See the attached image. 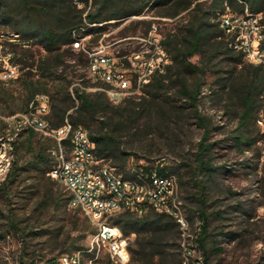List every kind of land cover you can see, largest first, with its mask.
Wrapping results in <instances>:
<instances>
[{"label": "trees", "instance_id": "trees-1", "mask_svg": "<svg viewBox=\"0 0 264 264\" xmlns=\"http://www.w3.org/2000/svg\"><path fill=\"white\" fill-rule=\"evenodd\" d=\"M80 4L81 7L73 0H0L1 23L22 42V45H12L11 59L12 63L19 65L21 76L9 82L11 85L18 84L19 96L15 97V90L0 82V111L11 110L19 103L10 112L13 116L17 111H27L31 104L36 103L37 97H48L50 113L47 119L51 129L62 128L66 121L74 129H84L95 145L97 161L125 178L130 177L129 162L133 154L124 148V133H129L131 129L136 131L137 123L143 119L152 123L154 115L156 128L164 131L165 122L169 119V112L164 109L167 105L188 111L189 119L203 131L194 166L186 163L170 166L158 162L140 168L145 171L155 169L162 176L175 175L180 190L186 191L188 199L198 204L196 211L186 210L187 219L193 223V218L197 216L201 222V233L195 243L202 251L203 264H211V256L220 255L223 250L213 247L217 240L210 234L212 216L206 211L208 190L209 184H215V179L225 172V168L213 166L214 150L221 142H210L211 135L221 129L214 127L212 118L201 110L205 77L208 73L217 76L213 84L217 89L211 95L215 97L221 92L218 100L223 101L226 114L231 115L235 122V127L223 140L228 145L226 148L242 155L251 152L263 139L258 124L264 119V64L255 65L246 60L245 52L235 48L237 35L229 34L221 27L219 16L227 10L238 16H245L246 11L259 16L263 35L260 45L264 50V0H212L207 7L199 0H91V6L88 0H80ZM157 7L166 8L164 15L167 17L189 13L192 20L177 35L162 41L171 64L163 72L157 71L153 75L144 87V97L140 101L128 99L113 106L107 94L100 91L108 86L101 81L90 84L92 78L75 74V64H69L67 55L72 53L74 44L82 36L102 35L107 29L103 24L140 16L146 9ZM212 19L216 23H210ZM23 45L30 46V50L19 49ZM34 47H39L45 55L37 58L31 50ZM194 56L200 57L199 65L191 62ZM86 64L90 66V58H87ZM221 65L228 69H222ZM220 74L224 76L218 77ZM90 88L97 91L88 92ZM161 98L165 100L161 102ZM23 136L27 149L32 152V159L28 167H18L19 160L12 162L5 181L0 183V197L9 205L7 214L0 207V220L6 222L3 232L14 231L24 239L54 236L49 230L35 232L32 227L26 233L28 219L23 220L11 208L13 186L27 169L47 175L56 165L53 155L57 149L55 140L43 137L44 142H41L37 140L40 135L33 131H24L19 138ZM65 145L69 149V142ZM192 189L198 190L197 194H192ZM62 201L68 207V196L63 199L62 195L56 196L53 192L49 202L42 201L40 207L42 211H50L55 205L59 210ZM71 211L80 213L78 210ZM215 213L213 217L223 219L225 212L219 210ZM112 223L125 236L135 237L129 249L130 264H184L182 248L176 243L181 239L182 232L171 216L149 209L141 216L132 213L118 215ZM80 228L77 231L85 232L93 227L84 217L83 227ZM61 236L62 228L50 238ZM83 239L84 236L77 238L62 255L81 252L87 260L91 259L80 243ZM105 264L114 263L108 257Z\"/></svg>", "mask_w": 264, "mask_h": 264}, {"label": "rangeland", "instance_id": "rangeland-1", "mask_svg": "<svg viewBox=\"0 0 264 264\" xmlns=\"http://www.w3.org/2000/svg\"><path fill=\"white\" fill-rule=\"evenodd\" d=\"M211 1L199 0L205 7L209 6ZM89 10L92 9L89 8ZM166 11V8H148L140 16H131L120 21L103 24L107 29L102 35L82 36L80 48L74 49L71 54L67 55L69 64H75L73 72L78 76L83 75L89 78L87 58L101 50L103 55L110 60L109 68L128 78L132 76L131 79L134 80L135 73H138L144 64L156 57L155 44L162 45V41L169 36L177 35L180 29L192 20L189 13H182L177 17H167L164 15ZM213 22L216 23L212 19L210 23ZM153 28H155V32H153ZM17 38L18 36L8 32L6 26L0 21V70L2 71L15 65L11 61L13 59L12 45H22L20 39ZM19 49L30 50V46L23 45ZM31 50L37 58L45 55L39 47H34ZM191 62L199 65L200 57L194 56ZM221 68L228 69L224 65H221ZM20 76L21 71L18 65V74L13 80H17ZM221 76L224 74H220L218 77ZM216 81L217 76L211 73L205 77L206 85L203 89L204 100L201 110L204 115L212 118L214 127L221 129L211 135L210 142H221L214 150L213 166H223L224 171L228 173L222 172V175L220 174L215 179V184H209V202L206 211L208 215L212 216L210 217V234L214 240H217V244L213 247L223 250L220 255L216 253L211 256V264H264V182L262 183L264 175V119L261 124H258L263 139L251 152L242 155L227 149L228 145L223 140L227 133L235 127V122L231 119V115L226 114L223 101L219 102L218 100V95L221 92L217 93L215 97L211 95V92L217 89L213 86ZM4 82L7 88L15 90L14 96L18 97L19 93L16 89L18 84L11 85L10 81ZM95 82L97 81L93 79L90 84ZM96 90L90 88L88 92ZM164 100L165 98H161V102ZM18 105L19 103H16L15 106ZM15 106L11 107V110H14ZM164 109L165 112H169L166 113L169 119L165 122L167 126L164 131L156 128L157 119L154 115L152 123L149 124L148 120L143 119L137 123L136 131L131 129L129 133H124V148L133 154L129 168L158 162L170 166L180 163L194 166L195 155L203 131L189 119L188 111L177 109L172 105H167ZM11 110L6 108L4 112L0 111V176L4 173L8 161L12 165V162L19 160L18 167H28L32 159V152L27 149L24 136L18 137L13 142L11 150L8 146V138L11 134L10 129L4 127L8 125L4 119L11 117ZM24 112L26 111H17L15 114ZM37 138L44 142L42 136H37ZM14 144H16L15 148ZM98 165L106 164L98 161ZM27 170L13 186L11 208L23 220L28 219L29 227L26 229V233H29L32 227L35 232L49 230L54 236L24 239L22 235L16 234L14 231L3 232L6 222L0 220V264H50L59 258L64 250H69L70 244L81 236H84V239L80 243L87 249L93 228L85 232L77 231L83 227L84 216L82 214L69 210L63 201L59 210L55 205L50 211H42L40 207L42 201L49 202L50 194L53 192L56 196L62 195L63 199L67 195L64 189L51 179L49 176L51 171L47 175H42L32 169ZM197 191L192 189V194H197ZM181 196L186 216L187 209L194 211L198 209V204L188 199L186 191L182 190ZM0 207L4 214H7L9 205L1 197ZM219 210L225 212L223 219L213 217ZM193 219V223L188 221L187 232L176 242L182 248L185 264H199L204 260L202 251L195 243L201 233V227L198 226L197 216ZM61 228V237L50 238L55 237V233ZM221 233L225 235L222 236ZM134 238L133 236V240ZM176 250L178 252V249ZM176 250L174 249V252ZM83 258L87 264L88 260ZM107 258L108 253L104 251L95 264H105Z\"/></svg>", "mask_w": 264, "mask_h": 264}, {"label": "built area", "instance_id": "built-area-1", "mask_svg": "<svg viewBox=\"0 0 264 264\" xmlns=\"http://www.w3.org/2000/svg\"><path fill=\"white\" fill-rule=\"evenodd\" d=\"M73 2L81 7L80 0ZM219 21L227 33L237 35L235 48L245 52L248 62L255 65L264 64V50L260 45L263 35L259 16L248 11L245 16H238L227 10V13L219 16ZM155 31L153 28V32ZM73 47L79 49L80 41ZM155 50L156 57L135 73L134 80L131 79L132 76L128 78L114 72L109 68L110 60L103 55V51H97L90 55V78L108 86L100 91L105 92L115 106L128 99L140 101L144 97V87L149 84L153 75L157 71L163 72L171 64L170 56L162 45L156 43ZM2 72L0 82L11 81L17 77L18 66H10ZM49 113L48 97L39 96L36 103L31 104L26 112L4 119L11 134L8 146L11 150L13 142L24 131H33L56 141L57 149L53 151L56 165L49 176L67 193L69 210H78L94 229L86 251L91 256L87 264H95L104 251L114 264H130L129 249L134 241L133 236H125L120 228L112 223V219L121 214L132 213L141 216L151 209L159 214L171 216L182 236L187 232L189 222L175 175L162 176L155 169L145 171L138 166L129 168L130 177L125 178L109 166H99L95 145L88 132L82 128L74 129L68 121L62 128L52 130L47 119ZM66 142H69V149L66 148ZM9 168L8 161L4 173L0 176V183L5 181ZM198 226L201 227V222ZM83 257L84 254L81 252L65 254L50 264H86Z\"/></svg>", "mask_w": 264, "mask_h": 264}]
</instances>
